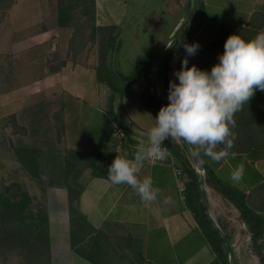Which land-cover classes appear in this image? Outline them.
<instances>
[{
	"label": "trees",
	"instance_id": "16d2710c",
	"mask_svg": "<svg viewBox=\"0 0 264 264\" xmlns=\"http://www.w3.org/2000/svg\"><path fill=\"white\" fill-rule=\"evenodd\" d=\"M19 0H0V26L7 18L11 8ZM165 3L166 0H158ZM185 7V6H184ZM182 8V12L184 10ZM56 12V26L61 29H71L68 53L72 59L82 52L87 45L96 46L97 64L95 78L97 82L107 86L111 94L109 105L115 94L123 95L132 84L141 79H146L151 86L153 74L156 79L161 78L165 103H169L168 95V63L171 56L178 59L177 70L181 67V60L186 52L185 43L191 44L195 35L203 28L206 14L201 0H194L188 21L178 32L177 36L167 48L157 70L149 72L152 63L160 48L144 56L136 62L132 74L120 76L124 85L120 88L115 84L116 74L111 70L110 57L117 47L119 25L97 26L95 20V0H54ZM173 22L168 35L172 32L181 18V14ZM163 14V10L161 11ZM264 30V14L252 13L248 21L236 28L232 34H239L244 39L254 38L257 33ZM231 35V34H230ZM229 35L200 44L196 55L188 57V66L195 64L198 68L210 70L218 63V54L224 51V42ZM51 74L59 72L66 61L61 60L59 65H51ZM57 124V141H60L63 124L59 123L58 114H54ZM235 134L233 147L228 158H247L250 163L264 158V91L257 90L254 95L235 113ZM113 124L112 118L105 117L101 128L103 141L111 143V151H59L53 148L52 143L45 141L46 148L34 144H21L13 147V152L22 170L42 186V196L49 187H61L66 190L68 204V226L70 250L90 264H140L142 260L133 261L124 253L121 246L112 242L105 233L90 225L78 207V200L83 190L78 178L84 169L90 175L107 179V167L104 161L114 160L116 156L133 158L136 149L128 148L124 142L117 144L115 138L106 130ZM56 126V125H55ZM23 132L25 128L21 129ZM34 133V130L32 131ZM168 155L175 157L181 168V178L185 187L184 202L193 214L195 222L207 241L215 256L216 264H228V252L224 240L208 219L202 206L197 189L198 174L192 166L184 145L179 146L172 138L163 142ZM215 147L221 150L224 145ZM205 171L203 181L210 184L219 194L230 202L239 212V219L245 225L250 235L249 248L258 258L259 264H264L261 240L264 235V215L259 212L256 204L250 201V194L239 190L217 179L206 166L204 160L198 156ZM42 160L47 163L51 173L48 181L42 179ZM256 187L253 191H256ZM220 229L226 234L224 227L219 223ZM127 246V243H126ZM7 253H16L25 264H51L50 256V231L49 217L45 204L34 203V197L18 182L8 184L0 182V256ZM236 264V261H235Z\"/></svg>",
	"mask_w": 264,
	"mask_h": 264
},
{
	"label": "rangeland",
	"instance_id": "374dc122",
	"mask_svg": "<svg viewBox=\"0 0 264 264\" xmlns=\"http://www.w3.org/2000/svg\"><path fill=\"white\" fill-rule=\"evenodd\" d=\"M186 1L123 0L125 5L120 6L112 2V8L121 15L117 47L110 57L118 87L124 85L120 76L132 74L137 61L161 48ZM71 33V29L57 28L54 0H19L0 26V182H18L34 197L36 204L46 205L42 186L22 170L15 158L14 146L34 144L45 149L44 142L48 141L61 152L71 147L84 152H107L113 148L111 143L101 139L103 121L112 114L111 109L106 112V107L99 105L92 92L96 46L87 45L72 59L68 53ZM49 59L53 66L59 65L61 60L66 61L65 68L60 70L61 76L49 72ZM52 75L54 80L47 79ZM151 79L156 81L160 96L164 98L161 78L156 79L153 74ZM67 80L71 86L65 84ZM78 84L85 87L84 94L75 86ZM131 87L128 94H115V102L123 100L124 108H132L138 124L143 123L140 114L145 107L154 120L159 107L146 81L142 79ZM104 89V94L110 96V89L107 86ZM67 90L82 96L71 98ZM54 114L59 115V123L64 126L58 142V122ZM106 132L116 139L114 124ZM177 140L182 144V140ZM116 141L120 145L119 140ZM41 176L45 181L51 178L43 160ZM62 236L60 233L59 241L66 240ZM0 264H25V261L16 253H7L0 256ZM69 264L90 263L76 256ZM247 264L259 262L250 258Z\"/></svg>",
	"mask_w": 264,
	"mask_h": 264
},
{
	"label": "crops",
	"instance_id": "0c3cea01",
	"mask_svg": "<svg viewBox=\"0 0 264 264\" xmlns=\"http://www.w3.org/2000/svg\"><path fill=\"white\" fill-rule=\"evenodd\" d=\"M113 1L116 6L125 5L123 0H95L97 26L121 23V15L112 8ZM201 1L204 4L206 19L203 28L194 37V41L201 45L209 40L232 34L236 28L248 21L252 13L264 14V0ZM168 67L169 84L170 80L176 79L173 75L178 67L176 55L171 56ZM61 74L60 71L54 75L61 76ZM54 75L47 79L54 80ZM144 80L150 90L147 80ZM94 82L92 92L99 105H104L106 112L108 108L111 109L112 114L108 118L113 119L114 127L122 130L125 136L123 142L128 148L138 150L141 143H146L148 130L156 121L145 111V107L140 114L143 123L138 124L132 108H124L123 100L116 103L114 97L112 104L109 105V95L104 94L105 85L97 82L96 78ZM69 83L68 80L65 82L67 85ZM75 86L82 91V94L86 92L85 87L79 84ZM67 91L71 98L80 99L82 96L75 91ZM159 97L161 100L166 98L165 95L162 98L160 92ZM173 140L182 146L183 143L180 144L177 139ZM192 148L217 179L250 194V201L256 204L258 211L264 215V158L250 163L245 157H226L217 162L206 156L199 146L192 145ZM68 150L75 151L72 147ZM212 151L219 150L214 147ZM112 161H104L103 165L108 168ZM241 163L244 165L245 174L243 179L236 183L230 179V174ZM180 172V163L173 156L167 155L164 161L158 163L145 160L138 175L150 177L154 187L159 189L157 199L146 202L142 201L139 194L130 186L113 185L108 179L93 177L88 169H84L78 178L83 188L78 200L79 210L91 226L102 230L112 242L121 246L131 260H142L140 264H216L215 256L198 228L193 214L181 200L178 187L183 181ZM255 187L257 190L253 191ZM203 190L211 216L218 226L220 223L224 227L230 237L236 264H247L250 258L257 260L258 258L249 248L250 240H247L249 233L239 219L238 210L204 181ZM45 199L49 217L51 264L72 263L77 255L69 246L66 190L61 187H49L45 191ZM60 233L63 238L66 237L65 241H59Z\"/></svg>",
	"mask_w": 264,
	"mask_h": 264
},
{
	"label": "clouds",
	"instance_id": "9594fccd",
	"mask_svg": "<svg viewBox=\"0 0 264 264\" xmlns=\"http://www.w3.org/2000/svg\"><path fill=\"white\" fill-rule=\"evenodd\" d=\"M183 47L186 55L180 69L173 72L176 79L169 81V103L159 109L146 143L138 146L132 159L116 156L107 169L110 183L130 186L142 201L157 199L159 189L154 187L153 180L138 174L145 160L168 155L167 148L162 146L164 141L181 139L189 146H199L206 156L218 162L231 154L235 113L255 91H264V30L247 40L239 34L229 35L223 53L218 54V63L210 70L195 64L188 66V57L196 55L200 48L198 42L185 43ZM218 144L224 147L212 151ZM244 174L241 163L232 170L230 179L238 183Z\"/></svg>",
	"mask_w": 264,
	"mask_h": 264
},
{
	"label": "water",
	"instance_id": "95a60500",
	"mask_svg": "<svg viewBox=\"0 0 264 264\" xmlns=\"http://www.w3.org/2000/svg\"><path fill=\"white\" fill-rule=\"evenodd\" d=\"M193 1L194 0H187L186 1L185 7H184V10L182 12V15H181L179 22L176 24V26L174 27L172 32L169 34L166 41L161 46L158 54L156 55V57L152 63V66H151L149 72H155L157 70L167 48L170 46V44L173 42V40L177 36L178 32L183 28L185 23L188 21ZM150 91H151V94H152L153 98L155 99L156 104L159 107V109L163 105H166V103L163 100H161V98L159 97V92H158V89L156 87V81L155 80H153V82L151 83ZM182 143L185 147V150L187 152V155L190 159L192 166L194 167L195 171L198 174L197 189H198L200 200H201L202 206L204 207L205 213H206L208 219L210 220L211 224L213 225V227L218 231L221 238L225 242L227 252H228V264H235L234 252H233L232 246L230 244V241L227 238V236L225 235V233L220 229V227L215 222V220L211 216V213H210L209 208H208V204H207L205 194H204V190H203V177H204L205 168H204L203 164L201 163L200 159L198 158L197 154L193 150L192 146L187 145L183 140H182Z\"/></svg>",
	"mask_w": 264,
	"mask_h": 264
},
{
	"label": "built area",
	"instance_id": "2783aa9c",
	"mask_svg": "<svg viewBox=\"0 0 264 264\" xmlns=\"http://www.w3.org/2000/svg\"><path fill=\"white\" fill-rule=\"evenodd\" d=\"M117 140H119V143L122 142V140L124 141L125 139V136L122 132V130L118 127H114V134H113ZM150 163H158V162H162L165 160V158L163 159H160V158H149L147 159ZM178 190H179V193H180V197H181V200L184 201L185 199V196H184V191H185V187L183 184H179V187H178ZM247 240H250V235L247 236ZM261 244H262V253H263V256H264V235L262 237V240H261Z\"/></svg>",
	"mask_w": 264,
	"mask_h": 264
}]
</instances>
